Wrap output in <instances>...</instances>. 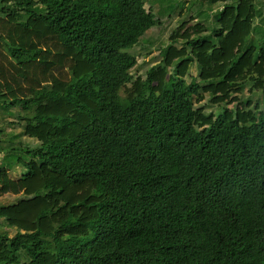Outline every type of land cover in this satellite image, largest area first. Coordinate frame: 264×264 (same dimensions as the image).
I'll return each instance as SVG.
<instances>
[{
  "label": "trees",
  "instance_id": "trees-1",
  "mask_svg": "<svg viewBox=\"0 0 264 264\" xmlns=\"http://www.w3.org/2000/svg\"><path fill=\"white\" fill-rule=\"evenodd\" d=\"M196 1L142 79L143 0H0V264H264L261 0Z\"/></svg>",
  "mask_w": 264,
  "mask_h": 264
},
{
  "label": "rangeland",
  "instance_id": "rangeland-1",
  "mask_svg": "<svg viewBox=\"0 0 264 264\" xmlns=\"http://www.w3.org/2000/svg\"><path fill=\"white\" fill-rule=\"evenodd\" d=\"M145 8L152 12V14L160 21V24L148 30L144 36L140 39L137 46L129 50L128 53L136 57L137 65L131 71L134 77L145 78V72L150 69L151 66L159 62V51L169 42V36L171 33L183 22L191 18L195 22H203L204 25L210 29L215 25L213 13L220 9L221 4L209 5L207 3H198L196 0H143ZM258 7L262 11L263 22L260 20L255 21V25L261 26L264 30V0L258 3ZM57 60L56 66H52L50 75L54 80L67 82L68 79L73 75L77 74L78 70L72 61H59ZM192 77L196 76V69L192 67L190 71ZM189 81V77L187 78ZM250 85L245 86V90L241 95V99L250 98L254 103L259 105V108L264 111V104L260 101L259 92L248 93ZM232 106H229L231 108ZM194 108H203L206 114L217 113L220 108L209 106L207 100L204 99L201 103L194 105ZM14 116L3 113L0 110V128L4 131L5 136L1 139L8 140L12 135H18L21 130L17 126V119L15 116V110L12 111ZM14 124V126H11ZM20 141L23 145L28 147H35L38 142L35 139L27 137H21ZM2 155L0 154V163ZM21 169L11 173V177L18 176ZM25 198V195L20 194L4 195L0 198V205H8ZM3 232H7L9 236L15 234L14 230L3 228Z\"/></svg>",
  "mask_w": 264,
  "mask_h": 264
}]
</instances>
